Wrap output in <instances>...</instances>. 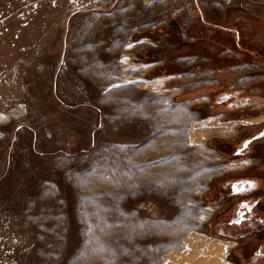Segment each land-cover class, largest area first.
Segmentation results:
<instances>
[{
	"label": "rangeland",
	"instance_id": "rangeland-1",
	"mask_svg": "<svg viewBox=\"0 0 264 264\" xmlns=\"http://www.w3.org/2000/svg\"><path fill=\"white\" fill-rule=\"evenodd\" d=\"M147 1L0 0V264H243L240 241L264 244L217 230L206 200L229 171L264 168L232 155L264 128V0ZM201 6L229 17L233 52L261 76L193 65L147 81L146 49L171 54L138 40L147 29L186 23L188 61L212 56L191 44L209 41ZM216 75L233 96L261 92L219 104Z\"/></svg>",
	"mask_w": 264,
	"mask_h": 264
},
{
	"label": "crops",
	"instance_id": "crops-1",
	"mask_svg": "<svg viewBox=\"0 0 264 264\" xmlns=\"http://www.w3.org/2000/svg\"><path fill=\"white\" fill-rule=\"evenodd\" d=\"M146 3L149 4V1L146 0ZM202 8V6H201ZM212 8H217L219 12H223V9H219L218 6L214 5ZM228 10V7L226 8ZM209 10V8H208ZM204 9L199 8V25L201 26V30L203 35H206L207 39L209 41H206L204 39L201 40V38L195 39L191 44H198L203 42L204 45H211L212 52L211 57L202 56L199 58V61L192 62L188 61L189 59H196L194 56H188L186 54V47H187V30L188 27L186 26V23H175V24H165L158 27L147 29L146 31L142 32L141 34L138 33L137 37L141 39L142 42H146L145 40H149L154 44V47H170L169 50L171 51V54L169 52L165 53V51L160 50L158 51L155 49V55L156 58H151V50L150 48L146 49V62L147 65L151 68L148 69L145 72V77L147 81H156V80H166L170 76L173 77H182V75L190 73L187 71V68L193 65H197L196 68L197 71H192V73H209V71L216 72L217 74H220L221 72L227 73L229 78H231V73L234 77L236 76V73L239 74L235 78L236 80L242 79L246 76L248 77H257L261 76L260 73H251L256 71L258 67H252L250 63L244 62L242 60V56L238 55L233 52L232 47H239V38L234 32L233 26H229L230 19L226 14L223 15L220 14L218 11L213 9L215 14H211V16L206 17V12ZM212 10V9H211ZM227 10L225 12H227ZM257 11V10H253ZM206 14V15H205ZM207 28V29H206ZM208 33V35H207ZM229 38V39H228ZM198 42V43H197ZM243 45V42H242ZM152 46V47H153ZM244 49V47H243ZM172 57V58H171ZM171 58V59H170ZM203 62L204 65H201ZM191 63V64H189ZM171 65L176 68L173 72L171 71ZM255 68V69H254ZM173 73V74H172ZM246 73H251L250 76L246 75ZM223 76V75H222ZM221 76V77H222ZM217 81L215 83H212L211 89H214V91L210 93L214 94H220V100H217L219 104L226 103L228 100L229 105L228 107L233 109H242L244 105H248L249 102L252 104L254 102V96L257 95V92H261L259 87L257 92H250L251 96H242V98H239V96H233L231 94L232 90L231 88H227L226 90H223L224 88H220L223 84L222 78H220L219 75H216ZM228 78V79H229ZM180 82V81H179ZM221 82V83H220ZM236 84V83H235ZM233 84V85H235ZM238 86H241L240 83H237ZM208 86V85H206ZM205 85H201L195 89L192 90H186L182 93H178L175 95V99L178 102H182L187 100V96L189 95H203L206 91H208V88H206ZM202 88L204 90L202 91ZM248 88V87H247ZM236 90L238 94L241 92L246 91L245 87H237ZM193 97V96H190ZM255 108L256 106H252ZM251 107V108H252ZM259 107V106H257ZM219 108H223V106H220ZM251 118H256V116H253ZM254 124V123H253ZM218 141L220 142H229L232 143L230 140H223L221 138H218ZM228 158L230 157L229 154L226 155ZM249 159H252L251 156H248ZM245 158L242 159V161ZM245 161V160H244ZM245 163V162H239ZM237 163H229L231 166H236L239 164ZM253 164V163H252ZM251 165L247 167H240V169H232L234 171H229L228 175L231 176L233 174H236L238 172H244L245 170L251 168ZM260 168V167H258ZM263 169V168H261ZM223 179H220L216 185H213L210 191L207 192V198L206 200L210 201V205L215 207V212L213 213V217L210 221V223L215 224L218 227L225 221V219L228 218L230 213L233 211L234 207L238 206L236 205V202L239 200L244 201V198L246 197L245 190L240 192H233L232 194L229 193H222V189L225 188L224 184L226 182L222 181ZM216 186V189L214 188ZM248 190V189H246ZM231 193V192H230ZM258 237V235L254 236ZM252 237V239L254 238ZM238 239L237 237H235ZM236 241V240H235ZM238 241V240H237ZM236 241V242H237ZM239 242V241H238ZM264 244L255 245L252 243L250 246H247L245 242L240 241L239 245L235 247L238 252H241L240 254L246 255L248 251H250L249 260H244L243 258V264H263L264 263ZM246 259V258H245Z\"/></svg>",
	"mask_w": 264,
	"mask_h": 264
},
{
	"label": "flooded vegetation",
	"instance_id": "flooded-vegetation-1",
	"mask_svg": "<svg viewBox=\"0 0 264 264\" xmlns=\"http://www.w3.org/2000/svg\"><path fill=\"white\" fill-rule=\"evenodd\" d=\"M264 128L255 133L242 147L234 149L236 154H250L252 158L264 157ZM247 144V147H245ZM259 153L258 156L256 153ZM242 160V159H241ZM240 160V161H241ZM225 188L222 193L232 194L245 190L244 201L236 202L227 219L221 223L217 230L230 234L232 237L241 238L247 234L256 236L264 232V168L258 167L238 172L231 176L226 175L223 180ZM216 189V186H214ZM248 189V190H246ZM241 191V192H242ZM231 192V193H230ZM214 225L213 223H210ZM264 249V247H263Z\"/></svg>",
	"mask_w": 264,
	"mask_h": 264
},
{
	"label": "snow or ice",
	"instance_id": "snow-or-ice-1",
	"mask_svg": "<svg viewBox=\"0 0 264 264\" xmlns=\"http://www.w3.org/2000/svg\"><path fill=\"white\" fill-rule=\"evenodd\" d=\"M245 147H247V144H245Z\"/></svg>",
	"mask_w": 264,
	"mask_h": 264
},
{
	"label": "bare ground",
	"instance_id": "bare-ground-1",
	"mask_svg": "<svg viewBox=\"0 0 264 264\" xmlns=\"http://www.w3.org/2000/svg\"><path fill=\"white\" fill-rule=\"evenodd\" d=\"M152 187V186H151ZM153 188V187H152ZM167 243V242H166Z\"/></svg>",
	"mask_w": 264,
	"mask_h": 264
},
{
	"label": "water",
	"instance_id": "water-1",
	"mask_svg": "<svg viewBox=\"0 0 264 264\" xmlns=\"http://www.w3.org/2000/svg\"><path fill=\"white\" fill-rule=\"evenodd\" d=\"M263 134H264V132H263Z\"/></svg>",
	"mask_w": 264,
	"mask_h": 264
}]
</instances>
